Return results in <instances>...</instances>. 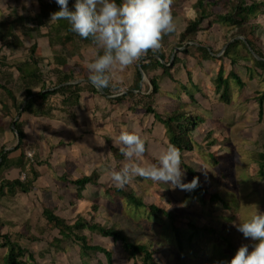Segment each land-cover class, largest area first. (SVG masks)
I'll return each instance as SVG.
<instances>
[{
	"label": "trees",
	"instance_id": "trees-1",
	"mask_svg": "<svg viewBox=\"0 0 264 264\" xmlns=\"http://www.w3.org/2000/svg\"><path fill=\"white\" fill-rule=\"evenodd\" d=\"M71 1L75 3L69 0V4ZM25 2L0 0V204L12 200L17 191L33 192L38 179L43 178L37 165L49 167V175L57 185L58 202L45 201L42 223L23 222L24 229L17 232L20 239L10 232L16 223L0 218V264H82L71 259L72 249L88 258L89 264H120L117 257L121 252L136 264H230L240 244H235L230 236L236 225L235 219L232 220L236 206L233 196L237 198L241 193L237 185L252 183L253 188L257 183V189L264 183V151L251 153L242 149L239 157L246 159V164L241 166L242 173L238 179L227 174V170L240 168V161H232L233 147L222 145L221 138L214 136L209 124L214 109L208 106V101L214 98L231 104L234 86L241 93L254 77L258 78L262 90L255 98L257 119L264 120V41L257 35L264 27V22L259 21L264 14V0H195L182 27L176 24L178 10L173 6L175 32L164 35L161 51H149L131 65L127 90L115 97L110 89L102 94L88 82L84 61H70L86 51H94L89 54V62L103 53L90 40L71 32L66 21L49 22L51 13L59 10L55 0H38L40 12L20 13V6H25ZM6 3L9 4L5 11ZM216 7L230 8V19L227 33L212 39V29L219 22L213 19ZM203 21L208 23L204 26ZM237 34L243 37L232 40ZM246 40L255 55L263 60L254 55L250 59L241 58L251 54ZM42 43L51 47L52 60L37 55ZM191 61L195 62L194 66L189 65ZM140 67L147 76L143 85ZM242 71L246 72L242 74ZM80 78L83 80L74 82ZM113 82L119 87L126 86L115 77ZM168 82L179 84L182 91L166 90L164 86ZM204 84L207 90L203 89ZM87 111L98 119L112 121L119 133L121 129L134 131L144 139L146 148L153 137L165 147L169 144L178 147L182 170L191 177L186 176L183 182L198 178V186L193 190L177 189L181 198L186 194L189 203L169 194L165 197L156 193L140 194L136 186L140 177L117 189L109 175L97 170L73 176L65 163L53 166L44 154L36 153L33 159L28 157L27 150L37 145L27 132L33 119L48 120H44L45 129L54 127L57 121L66 126L80 125L81 135H85L87 123L82 116ZM131 113H141L143 117L138 119ZM237 113L243 116L241 110ZM119 133L110 131L105 137L118 168L126 162L113 143ZM59 145L64 147L65 143L60 141ZM7 147L12 148L6 151ZM194 150H201L207 157V167L213 168L212 187L203 182L205 165L198 170L195 156L184 155ZM145 155L158 163L154 155L147 151ZM22 172L26 173L25 179H21ZM253 193L249 194L251 198L255 196L253 214L264 212V191L253 190ZM79 199L87 200L89 205L79 210ZM129 204L145 211L153 223L161 225L166 239L176 237L182 246L183 239L188 238L193 243L192 258L178 261L164 256L157 234L147 232V224L127 211ZM218 205L224 213L222 219L213 217L220 213ZM196 206L202 212L208 206L205 217L195 215ZM123 213L127 215L124 220ZM251 215L247 213L242 220ZM5 228H8L6 233ZM94 234L111 236L114 245L95 243ZM117 242L121 243L118 250L115 249ZM243 242L252 246L249 241Z\"/></svg>",
	"mask_w": 264,
	"mask_h": 264
},
{
	"label": "rangeland",
	"instance_id": "rangeland-1",
	"mask_svg": "<svg viewBox=\"0 0 264 264\" xmlns=\"http://www.w3.org/2000/svg\"><path fill=\"white\" fill-rule=\"evenodd\" d=\"M195 0H174L172 2L171 8L175 6L178 10V14H176L175 21L179 27L184 25V20H188L189 12L191 10V4ZM74 4L73 1L70 3V7ZM28 7L29 9L22 11H29V12H40V7L38 5L37 0H28ZM216 12L219 16L222 17L223 23H216L212 29L211 38H218L219 36L226 34L228 31V25H226L225 17L228 15L229 8H215ZM213 19H218V16L213 17ZM264 22V15L260 18ZM219 20V19H218ZM208 21H203V25L205 26ZM47 28L45 27V30ZM260 38L264 39V27L263 30L258 32ZM94 51H87L81 55L76 56L74 59H70L71 62L73 60L78 59L85 62V64L89 63V54ZM171 64V63H170ZM193 61L189 63L190 66H194L195 62ZM228 69L230 68V63L227 64ZM239 67V65H237ZM131 66L124 70H116L113 72L115 78L123 81L126 83L124 88H127L129 85L130 77H131ZM141 72V70H140ZM246 71H242L241 73L244 74ZM88 73V71H87ZM143 77V75H142ZM144 79V78H143ZM143 81V80H142ZM172 87V88H171ZM199 87V85H198ZM164 88L166 90H174L175 93L181 92L182 90L179 89V84H165ZM203 89L207 90V85H203ZM259 90H262V87L259 84V80L257 78H253L249 85L243 89V94L240 93L237 89V86L232 89V104L223 103L219 99H211V102L208 101V106H213L214 115L212 118H209V124L212 126L214 130V136L221 138L222 145H228L233 147L234 150L230 151L232 156V161H240V168H232V171L227 170V174L236 175L237 179L239 175L242 173L241 168L242 165L246 164V159L244 157H239V154L242 153V149H248L252 153V151H264V120L258 121L257 119V111L256 108L258 104H256L255 98L256 94ZM241 97V99H239ZM101 100V99H98ZM239 102V104H238ZM212 103V104H211ZM238 104L240 110L243 113V116H240L238 113L235 112V106ZM132 117L135 118H142L143 114L141 113H131ZM83 122L87 123V132L85 135H81L82 126L80 125H70L66 126L64 123L57 121L55 122L54 127H48L45 129L46 125L44 124L43 127H39L36 124L30 125L29 132L32 133L33 136L38 142H36L37 154H44L46 158L49 159V162L52 163L53 166H57L59 163H65L66 169L69 170L70 175H77L81 172H90L93 170L99 171L101 174L108 175L107 169L109 166L115 167L118 169V163L116 162L115 158L112 156L109 145L105 137L109 134L110 131L118 134L119 132L116 130L112 121L106 119L101 120L95 117V115H91L89 111L83 113ZM95 117V118H94ZM7 119V118H4ZM41 120V119H39ZM46 120V119H44ZM48 121V120H46ZM44 136L41 137L43 135ZM161 134V133H160ZM60 141L65 143V146H61ZM101 143H103L101 145ZM199 148L200 145L198 146ZM163 143L156 138H152L149 144L147 145L146 151L150 154L154 155L155 158L158 160L159 155L166 149ZM184 155L187 158L188 156L194 155L197 162L198 170H201L203 164L205 165L207 171L203 173V182L204 185L212 187V182L214 181L213 178V168L207 167L208 162L206 155L201 151H190L185 152ZM143 161L144 165L157 163V161L147 155H143L140 158ZM252 164L256 165V160L253 161ZM38 171L43 176L42 179H38L36 182V187L33 189L32 193H25L21 191L15 192V197L12 200H4L2 204H0V218L5 220H12L16 223V227L11 228V234L16 236V238L20 239L17 236V232L24 229L23 222L25 221H32V222H39L42 223V219L40 218L42 215V211L44 208V203L46 200H52L58 202V198L56 195V182L53 180V176L49 175L48 166L44 165L41 167L37 165ZM184 172V176L182 179H191L190 175ZM234 172V173H232ZM258 178L257 182H259V177L255 174ZM264 178V177H263ZM135 180V178L133 179ZM189 183V182H184ZM137 190L140 194H158L160 196H166L167 194L171 195L172 197L179 198L180 201L187 204L189 203L187 196L185 194L184 197H180V193L177 189H173L167 185L154 183L151 180H144L140 178L139 181H136ZM252 183L237 185L239 189H241V193L238 194L237 198H234V204L236 206L233 208L234 220L235 224L240 222L239 217L242 219L247 213L252 214L254 213V206L256 201L255 194L253 190H261L264 191V183L260 184V187L255 189V186L251 188ZM254 195L251 198L249 196L250 193ZM13 193V192H12ZM14 194V193H13ZM162 194V195H161ZM195 198L199 195L195 193ZM235 195V191H234ZM257 197V196H256ZM115 204V203H112ZM88 201L85 199L78 200V209L82 210L85 206H88ZM196 210L194 212L195 215L199 216H206L208 211V206H205V212L199 211L200 207L196 206ZM218 211L220 212L218 215L213 217L222 219L224 218V213L221 212V205L217 207ZM188 210V208H187ZM127 211L130 212L132 215L136 216L140 221H142L146 225L147 232L153 231L157 234V242L161 243L162 251L161 253L166 257H175L178 261H181L186 258H192V246L188 238H184L182 241V246L178 244V239L174 237L172 240L166 239L162 236V226L153 223L152 219L150 218L149 214H146L143 210H137L134 205L129 204L127 205ZM59 214H63L62 212H58ZM126 213H123L122 219L126 218ZM250 218V216H249ZM99 220L102 221V218L99 216ZM149 225V226H148ZM8 228L4 229L6 233ZM56 232V230H55ZM175 235V233H174ZM210 235H214L211 233ZM231 238H233L234 243H240L245 245L243 242L244 240L249 241L251 243V247L249 250L251 251L253 245L258 241H253L251 239H245L243 234L240 233L237 228H234V231L231 233ZM218 238V235L216 236ZM224 238V237H222ZM93 239L95 243H111L114 245L113 238L111 236L106 237L99 234H94ZM235 243V244H236ZM22 244H28L26 241H22ZM120 242L115 244V249L118 250L120 246ZM237 244V250L241 246ZM215 246V244L213 245ZM79 248V246H78ZM72 249V248H71ZM234 250V249H233ZM74 256L71 259L78 260L82 264H89L88 258L82 256L80 253L74 251ZM67 255H64V257ZM85 258V259H84ZM120 264H136L132 260L129 259L125 252H121L119 257H117Z\"/></svg>",
	"mask_w": 264,
	"mask_h": 264
},
{
	"label": "clouds",
	"instance_id": "clouds-1",
	"mask_svg": "<svg viewBox=\"0 0 264 264\" xmlns=\"http://www.w3.org/2000/svg\"><path fill=\"white\" fill-rule=\"evenodd\" d=\"M55 2L59 10L51 13L49 22L66 21L71 32L102 50V55L87 64L88 82L99 91L110 89L113 97L125 89L113 82L112 73L138 63L149 51H161L164 35L176 30L171 12L173 0H75L72 9L69 0ZM113 143L126 161L118 169H107L117 189L125 188L136 177L182 191L198 186V178L183 182L182 154L175 145L167 146L158 163L144 165L140 158L146 146L140 135L121 129ZM239 219L237 230L245 239L258 242L251 251L248 245H241L230 264H264V212Z\"/></svg>",
	"mask_w": 264,
	"mask_h": 264
},
{
	"label": "crops",
	"instance_id": "crops-1",
	"mask_svg": "<svg viewBox=\"0 0 264 264\" xmlns=\"http://www.w3.org/2000/svg\"><path fill=\"white\" fill-rule=\"evenodd\" d=\"M37 2H38V0H37ZM8 4L9 3H6V5H4V9H5V11L7 10V8H8ZM73 6H74V4H73ZM72 6V7H73ZM69 7H70V4H69ZM72 7H70V8H72ZM21 9H23V10H26V9H29V7H28V0H26V2H25V6H23V5H21L20 6V9H19V11H20V13H24V11H22ZM191 11V10H190ZM216 11V10H215ZM26 12V11H25ZM229 12H230V8H229ZM229 12H228V15L225 17V21H226V25H228V21H229V19H230V16H229ZM190 13V12H189ZM189 15V14H188ZM216 15L218 16V19H216V20H218L219 21V23L221 22V23H223L222 22V17L221 16H219L218 15V13L216 12ZM264 15V14H263ZM263 15H261V16H263ZM261 16L259 17V21L260 22H263L260 18H261ZM216 17V16H215ZM206 22V21H205ZM261 30H263V28L261 29ZM258 35V34H257ZM240 37H243V36H240V35H238L237 34V36L236 37H234L232 40H235L236 38H240ZM258 37H259V35H258ZM260 38V37H259ZM262 39V38H261ZM263 41H264V39H262ZM246 42H247V40H246ZM247 46H248V48H249V50H250V52H251V54H248L246 57H244V56H241V58H243V59H250V58H252V55H254L255 57H256V59H258V60H263V58H261L260 56H258V55H255V53H254V51H253V49H252V47L249 45V43L247 42ZM263 46H264V42H263ZM223 51V50H222ZM87 52V51H86ZM37 55L38 56H42V57H44L45 59H47V60H52L53 59V53H52V49H51V47L49 46V45H47V44H45V43H42L39 47H38V49H37ZM175 55H176V53H175ZM175 55L173 56V57H175ZM76 58V57H75ZM82 61V60H81ZM146 74V73H145ZM112 76L113 77H115L114 75H113V73H112ZM258 79V78H257ZM145 81H147V76H146V79H145ZM144 81V82H145ZM251 82V81H250ZM249 82V83H250ZM259 84H260V86H261V83H260V81H259ZM142 85H143V81H142ZM234 88H235V86H234ZM106 92V91H105ZM242 94H243V91L241 92ZM239 99H241V97H239ZM231 104H232V101H231ZM238 104H239V102H238ZM238 104L235 106V112L237 113L239 110H240V107H238ZM92 115V114H91ZM84 118V117H83ZM37 125V126H39V127H43V125L45 124V121L44 120H39V119H33L29 124H28V126H27V132H28V134L29 135H32V133H30L29 132V127H30V125ZM44 136V132H43V135L41 136V137H43ZM32 137H33V139L35 140V142H38L39 140H37L36 138H35V136H33L32 135ZM12 147H7L6 149H11ZM33 148H35L36 149V153H37V148H36V146H34ZM33 148H30V149H33ZM29 150V149H28Z\"/></svg>",
	"mask_w": 264,
	"mask_h": 264
},
{
	"label": "built area",
	"instance_id": "built-area-1",
	"mask_svg": "<svg viewBox=\"0 0 264 264\" xmlns=\"http://www.w3.org/2000/svg\"><path fill=\"white\" fill-rule=\"evenodd\" d=\"M124 89H125V91L127 90V88H124ZM35 154H36V149L35 148L27 150V155H28V157L30 159H33ZM25 178H26V173L22 172L21 173V179H25Z\"/></svg>",
	"mask_w": 264,
	"mask_h": 264
},
{
	"label": "water",
	"instance_id": "water-1",
	"mask_svg": "<svg viewBox=\"0 0 264 264\" xmlns=\"http://www.w3.org/2000/svg\"><path fill=\"white\" fill-rule=\"evenodd\" d=\"M174 55H175V53H174ZM140 70H141V73H142V75H143V82L145 81V79H146V74H145V72H144V70L140 67ZM83 80V78H80V79H78V80H75L74 82L75 83H77V82H79V81H82ZM69 83H72V82H69ZM102 94H106V92H105V90H103V91H100ZM14 126V125H13ZM15 127V126H14ZM17 133V136L19 137V133L18 132H16ZM8 150H10V149H6V151H8Z\"/></svg>",
	"mask_w": 264,
	"mask_h": 264
}]
</instances>
